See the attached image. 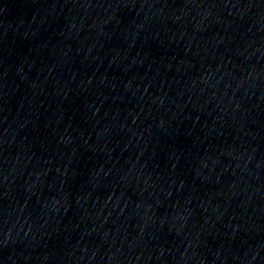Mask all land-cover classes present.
<instances>
[{
  "label": "water",
  "instance_id": "obj_1",
  "mask_svg": "<svg viewBox=\"0 0 264 264\" xmlns=\"http://www.w3.org/2000/svg\"><path fill=\"white\" fill-rule=\"evenodd\" d=\"M0 73L81 264H264V0H0Z\"/></svg>",
  "mask_w": 264,
  "mask_h": 264
}]
</instances>
